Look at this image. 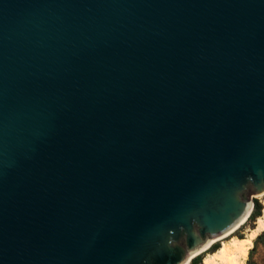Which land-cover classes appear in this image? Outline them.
Masks as SVG:
<instances>
[{"label":"water","instance_id":"1","mask_svg":"<svg viewBox=\"0 0 264 264\" xmlns=\"http://www.w3.org/2000/svg\"><path fill=\"white\" fill-rule=\"evenodd\" d=\"M263 192L264 0H0V264H184Z\"/></svg>","mask_w":264,"mask_h":264},{"label":"bare ground","instance_id":"2","mask_svg":"<svg viewBox=\"0 0 264 264\" xmlns=\"http://www.w3.org/2000/svg\"><path fill=\"white\" fill-rule=\"evenodd\" d=\"M260 195L264 196V192ZM251 210H253L252 207ZM249 214L228 232L208 242L204 247L193 254L191 259L189 258L184 264H190L193 258L201 254H204L202 264H247V258L254 245L255 238L260 232L264 231V207L262 214L257 218L256 227L252 228L246 236L238 235L236 233L237 230L247 222L250 216ZM217 243H220V245L212 250Z\"/></svg>","mask_w":264,"mask_h":264},{"label":"rangeland","instance_id":"3","mask_svg":"<svg viewBox=\"0 0 264 264\" xmlns=\"http://www.w3.org/2000/svg\"><path fill=\"white\" fill-rule=\"evenodd\" d=\"M253 210L255 209L256 207V204H260L262 206V209L264 207V204H263V200H264V196L258 194V195H254L253 198ZM253 210L251 211V213L253 212ZM251 215V214H250ZM257 221V218L256 220H252L249 216L247 222L245 224H243L238 230H237V234L238 235H241V236H246L249 234V232L251 231L252 228L256 227V222ZM264 235V231L263 232H260L258 234V236L255 238L254 240V246H256V249L252 248L250 250V253H249V257L247 258V262L249 261V259H256V258H261L262 257V254H264V240L260 239L261 236ZM260 243L262 245H260ZM220 245V243H217ZM200 256H202V259H203V256L204 254H201Z\"/></svg>","mask_w":264,"mask_h":264},{"label":"trees","instance_id":"4","mask_svg":"<svg viewBox=\"0 0 264 264\" xmlns=\"http://www.w3.org/2000/svg\"><path fill=\"white\" fill-rule=\"evenodd\" d=\"M262 206L260 204H256L255 209L253 210V212L250 215V218L252 220H256V218H258L261 214H262ZM219 246V244H216L212 250L216 249ZM190 264H202V256H197L195 258L192 259V261L190 262Z\"/></svg>","mask_w":264,"mask_h":264},{"label":"flooded vegetation","instance_id":"5","mask_svg":"<svg viewBox=\"0 0 264 264\" xmlns=\"http://www.w3.org/2000/svg\"><path fill=\"white\" fill-rule=\"evenodd\" d=\"M256 222V221H255ZM261 240L263 239L264 240V235L261 236L260 238ZM260 245H262L260 243ZM253 247L256 249V246L253 245ZM252 247V248H253ZM253 248V249H254ZM250 253V252H249ZM249 257V256H248ZM247 264H264V254H262V257L261 258H256V259H249V261L247 262Z\"/></svg>","mask_w":264,"mask_h":264}]
</instances>
